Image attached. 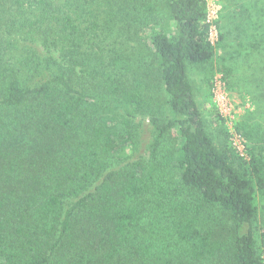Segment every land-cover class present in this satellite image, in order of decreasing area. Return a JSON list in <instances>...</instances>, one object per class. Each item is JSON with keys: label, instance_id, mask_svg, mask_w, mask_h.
I'll use <instances>...</instances> for the list:
<instances>
[{"label": "trees", "instance_id": "1", "mask_svg": "<svg viewBox=\"0 0 264 264\" xmlns=\"http://www.w3.org/2000/svg\"><path fill=\"white\" fill-rule=\"evenodd\" d=\"M53 3L0 0V264H264V107L235 123L241 151L211 97L217 74L235 90L226 9L213 23L209 0H141L122 30L106 33ZM160 5L174 27L150 28L144 42L164 124L129 54V27H149ZM30 9L34 22L19 25ZM191 67L227 147L209 130ZM138 115L155 131L147 160L128 153ZM173 131L176 152L166 147ZM210 207L230 217L228 240L215 237Z\"/></svg>", "mask_w": 264, "mask_h": 264}, {"label": "rangeland", "instance_id": "2", "mask_svg": "<svg viewBox=\"0 0 264 264\" xmlns=\"http://www.w3.org/2000/svg\"><path fill=\"white\" fill-rule=\"evenodd\" d=\"M48 1H54V5L60 6L65 13H73L74 16H77V14L72 10L78 8V13L81 14L80 17L87 20L84 27L89 25L88 20H94L100 26L99 30L106 33H117L119 30H122L125 19L129 18L130 15H134V10L130 8L141 4V0H88L86 6L87 0ZM30 5L31 3L26 4L24 9H29ZM224 9H226V12L223 23L224 32L227 33L226 44L229 46L227 49L229 53L228 58L232 57L228 63L234 68L233 80L235 90H226L221 81V75L217 74L213 81L211 97L223 116L225 125L230 133L227 143L232 148L239 150L238 145L242 141L240 139L236 141L238 135L234 133L235 123L249 110L254 111L259 106L264 107V0H209L210 20L213 23L219 22ZM156 12V15L149 22V27L144 28V25L137 26L135 24L129 27L133 31V34L137 35L136 42H134L137 50L129 52V54L133 63L131 74H136L138 78L142 77L146 83L149 91L148 94L154 98L155 104L159 106V113L157 115L161 123L164 124L168 122L169 115L168 107L164 101L165 93L157 72L154 55L147 42L144 41H146L150 28L170 30L173 29L174 23L169 19L162 5L158 7ZM35 13H31L30 9V12L24 15V18H19V25L24 22L27 24L33 23ZM35 28L37 29V27ZM218 37V29L214 26L212 40L216 46L219 43ZM217 54L222 55L223 51L218 48ZM189 77L196 88L200 108L208 121L209 130L216 145L219 148L229 146L225 145L224 137L218 132L214 124L211 125L210 123L211 115H209V110L204 99L205 87L202 85V74L191 67L189 68ZM135 123L137 127V146L135 150L128 152L130 160H147L152 148L155 131L151 125L150 117L147 115H138ZM237 142L238 144H235ZM166 147L174 152L179 149L180 137L177 131H173L168 136ZM261 204L264 205V202ZM205 214L206 218H210L207 216L214 217V219L210 218V220L213 222L215 237L222 239V236H224L228 240L232 234V221L230 217L220 211V209L213 207L206 209ZM208 264L224 263L215 261Z\"/></svg>", "mask_w": 264, "mask_h": 264}, {"label": "built area", "instance_id": "3", "mask_svg": "<svg viewBox=\"0 0 264 264\" xmlns=\"http://www.w3.org/2000/svg\"><path fill=\"white\" fill-rule=\"evenodd\" d=\"M209 19H210V14H209ZM210 21H211V20H210ZM211 22H212V21H211ZM212 33H213V31H212ZM239 139L242 141V143H240V144L238 145V149L241 150V151H243V140H242L239 136H237V137H236V141H238ZM235 144H238V142L235 143Z\"/></svg>", "mask_w": 264, "mask_h": 264}]
</instances>
